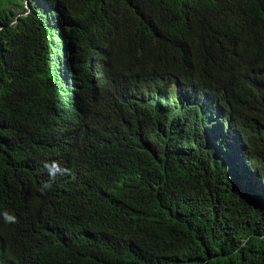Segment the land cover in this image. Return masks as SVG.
<instances>
[{
  "label": "trees",
  "instance_id": "1",
  "mask_svg": "<svg viewBox=\"0 0 264 264\" xmlns=\"http://www.w3.org/2000/svg\"><path fill=\"white\" fill-rule=\"evenodd\" d=\"M0 264H264V0H0Z\"/></svg>",
  "mask_w": 264,
  "mask_h": 264
},
{
  "label": "clouds",
  "instance_id": "2",
  "mask_svg": "<svg viewBox=\"0 0 264 264\" xmlns=\"http://www.w3.org/2000/svg\"><path fill=\"white\" fill-rule=\"evenodd\" d=\"M80 111L79 110H62L57 116V121L60 126V134H59V148L60 152H71L77 146L76 137L80 132V127L78 125V121L80 119ZM72 120L76 121V124L73 123ZM57 161V160H53ZM44 167L48 169L50 176L55 178V176L60 173L63 174L67 171V169L62 168L61 165L57 162H53L51 164L45 163ZM49 184H45L44 187H49ZM3 220L6 223H15L17 217L15 214L9 213L8 211H4L2 213Z\"/></svg>",
  "mask_w": 264,
  "mask_h": 264
},
{
  "label": "bare ground",
  "instance_id": "3",
  "mask_svg": "<svg viewBox=\"0 0 264 264\" xmlns=\"http://www.w3.org/2000/svg\"><path fill=\"white\" fill-rule=\"evenodd\" d=\"M165 105H166V103H165Z\"/></svg>",
  "mask_w": 264,
  "mask_h": 264
}]
</instances>
